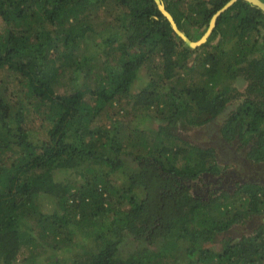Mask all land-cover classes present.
<instances>
[{"label":"trees","instance_id":"obj_1","mask_svg":"<svg viewBox=\"0 0 264 264\" xmlns=\"http://www.w3.org/2000/svg\"><path fill=\"white\" fill-rule=\"evenodd\" d=\"M226 1L162 0L194 41ZM216 36L236 37L232 54L208 49ZM204 47L154 0H0V264H264V232L208 247L241 210L264 211V187L245 183L227 205L186 183L216 168L215 149L188 135L229 100L222 133L254 137L264 160V13L236 0ZM143 113L157 129L137 126ZM128 156L139 170L119 191L103 170ZM74 245L72 259L57 255Z\"/></svg>","mask_w":264,"mask_h":264},{"label":"flooded vegetation","instance_id":"obj_2","mask_svg":"<svg viewBox=\"0 0 264 264\" xmlns=\"http://www.w3.org/2000/svg\"><path fill=\"white\" fill-rule=\"evenodd\" d=\"M260 1L264 3V0ZM215 25L213 26L212 30L214 29ZM262 32L263 31L261 30V33ZM257 34L258 36L253 32L250 41L251 43L255 41L256 47L260 49L263 46V42L260 39V34ZM232 38H234V40L236 39L235 36ZM222 41L225 42L224 39ZM201 45L198 46L199 49H201ZM230 49L231 48H227L228 53L232 54L233 51H231ZM195 53L197 54V51ZM254 55H249L248 58H252L254 57ZM219 70L222 72L223 68H219ZM224 72L226 73L227 70ZM218 76L221 77L220 75ZM220 86L222 85L217 84L215 86V90L219 89ZM237 104V101H227L225 104L227 109L225 110V112H223V114L221 113L222 116L214 117L209 122L194 128L193 130L196 131L195 135L197 136L195 139L191 138V132L188 135L189 138L192 139V141L189 142L191 145L204 147L206 149H215L214 164L216 168L214 167L215 169H212L209 167L208 169L201 171L197 176L194 177V179H188V182H186L191 195L195 198L204 200L205 202L216 201L214 199H217L218 197H220V195H225L226 198L223 199L228 205V203H231L233 199H237V194L239 192L237 190H239L241 185L250 183L256 184L260 187H264V160H256L254 157H252L254 137L251 138L250 136L245 134L244 137L248 139H240L239 135L234 131L232 137L226 138L222 133V127L225 123V118L227 119L229 112L233 111ZM155 119L156 120L153 122V124L155 123V129H157V125L158 123H160V121L157 120V117H155ZM150 124H152V122H150ZM243 133H246V130H244ZM124 159L125 161L123 166H121L120 168L121 170H115L119 173V179L121 180L123 185L124 180L129 183L128 173H130L131 175V173H135L139 170V164L135 160H133L129 156ZM239 166L246 170L244 171L245 173L241 172L238 169ZM122 170L124 172H122ZM112 181H114V184L116 183L115 180ZM123 185H121V188H118L117 186V190L121 191L123 189ZM244 197H242V200ZM230 208L231 206H228V209ZM224 210L225 207L220 206V211ZM237 220L239 221L232 225L230 231L226 230L223 231L221 235H213V237L211 238V243H213L215 246H217L218 244H220L221 246V248H217L215 250L222 249V243L225 239L232 238V240L237 241L243 239L248 235L264 232V211L250 212L247 215L244 212L242 213L241 210L239 212ZM130 242L131 240L128 241V243ZM121 244L124 245V242ZM121 244L119 245V248H122Z\"/></svg>","mask_w":264,"mask_h":264},{"label":"rangeland","instance_id":"obj_3","mask_svg":"<svg viewBox=\"0 0 264 264\" xmlns=\"http://www.w3.org/2000/svg\"><path fill=\"white\" fill-rule=\"evenodd\" d=\"M234 42V38H231V39H229L228 40V42H224V41H222L221 39H220V37L219 36H216V37H214V38H212L211 40H210V46H208V49H212L214 46L216 47V46H218V47H227V48H231L230 50L232 51V48H233V43ZM205 49V47L204 48H201V49H199V50H204ZM198 50V51H199ZM197 51V52H198ZM196 55V53H194V56ZM143 80H144V82H146L145 80H148V77L146 76V72H145V70L144 69H140V71L138 72V74L136 75V77H135V79H134V81H133V85L135 86V88H138V86L140 87V86H142L143 84H144V82H143ZM138 116V115H137ZM136 117V116H135ZM156 119H155V117L154 116H152L151 114H146V113H143V114H141L140 116H138V118H137V126L139 127V128H148V129H151V130H154L155 129V123L153 124V122L155 121ZM150 122H152V124H150ZM135 123V122H134ZM195 130H193V131H191V134H190V136H191V138H193V139H195L197 136L195 135ZM259 165H261V164H259ZM238 169L241 171V172H244V171H246L244 168H242V167H238ZM103 170V169H102ZM104 172H106V173H109V178L111 179V180H115V186L117 187L118 186V188H121V185H123V183L121 182V180L119 179L120 177H119V173L117 172V171H115V170H112V169H104L103 170ZM245 173V172H244ZM113 183H114V181H113ZM40 200H41V202L42 203H49V198H45V197H43L42 199L40 198ZM50 204V203H49ZM50 206L52 207V205L50 204ZM82 241V238H79V241L78 242H81ZM121 246H122V249H125V245H123V244H121ZM77 247V245H74L71 249H69V250H66V251H57V255H59V257L61 256V257H65V258H67V259H72L73 258V256H72V250H74V248H76ZM209 247H211V248H213V249H219V248H221V246H220V244H218L217 246H215L214 244H210L209 245ZM121 252H122V254L124 253V251H122V250H120ZM52 256V250H46V251H44V250H42L40 253H39V256H35V257H37V259H39L40 258V260L41 259H44L45 261L47 260V261H50L49 260V257H51Z\"/></svg>","mask_w":264,"mask_h":264},{"label":"water","instance_id":"obj_4","mask_svg":"<svg viewBox=\"0 0 264 264\" xmlns=\"http://www.w3.org/2000/svg\"><path fill=\"white\" fill-rule=\"evenodd\" d=\"M157 4V7L159 11L164 15V17L169 21L171 28L173 31L183 40L185 44H187L189 47L194 48L202 43H204L207 40V37L210 35L213 26L216 24V19L219 16L221 12H223L225 9H227L232 3H234L236 0H228L225 2L221 8H219L210 18L208 26L203 33V35L197 39V40H191L181 29H179L177 23L175 22L173 16L171 13L165 8L162 0H154ZM247 2L251 3L252 5H255L259 7L264 12V3L260 0H246Z\"/></svg>","mask_w":264,"mask_h":264}]
</instances>
